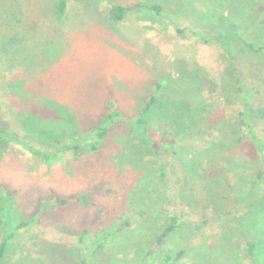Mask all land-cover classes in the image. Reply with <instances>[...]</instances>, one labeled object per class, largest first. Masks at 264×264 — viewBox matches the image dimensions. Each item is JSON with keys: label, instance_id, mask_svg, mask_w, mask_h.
<instances>
[{"label": "rangeland", "instance_id": "374dc122", "mask_svg": "<svg viewBox=\"0 0 264 264\" xmlns=\"http://www.w3.org/2000/svg\"><path fill=\"white\" fill-rule=\"evenodd\" d=\"M56 1L0 0L1 125L16 128L37 148H54L55 139L43 145L22 128L27 115L42 124L58 116L22 101L20 82L23 90L67 108L72 122L60 132L69 142L99 123L108 101L121 115L135 116L154 84L176 79L181 65L188 75L177 83L191 90L197 74L202 116L229 136L214 134L218 145L205 152L174 138L176 154L165 152L171 139L159 129L173 102L163 91L162 110L146 115L152 143L130 134L124 120L94 152L71 149L47 159L0 142V188L11 194L10 224L52 205L38 223L17 232L0 264H264V178L251 184L264 159L251 143L236 144L230 135L243 110L264 135V50L249 46H264V0H70L61 21ZM111 2L157 3L163 14L134 11L112 23L106 17ZM202 165H224L215 184L195 179ZM170 215L178 228L153 248ZM245 239L254 242L255 259L246 257ZM179 251L185 252L179 261L164 262Z\"/></svg>", "mask_w": 264, "mask_h": 264}, {"label": "trees", "instance_id": "16d2710c", "mask_svg": "<svg viewBox=\"0 0 264 264\" xmlns=\"http://www.w3.org/2000/svg\"><path fill=\"white\" fill-rule=\"evenodd\" d=\"M70 0H57L55 11L56 18L61 21L65 18L68 10V4ZM109 10L106 14L108 20L112 23H119L124 21L132 12H148L153 16L160 17L163 14V7L160 4H145L143 2H137L132 6H125L121 3L111 2L108 3ZM178 34H182L183 31L177 29ZM193 34H196L193 32ZM203 38V37H202ZM205 40V37L203 38ZM253 50H264V46L249 45ZM229 68L237 76L238 82L241 78L238 75V70L233 62V59L229 58ZM181 66V65H180ZM178 69V77L176 79H170L169 77L161 78L160 81L154 84V92L149 97L146 105L133 117L127 118L120 114L113 101L107 102L108 112L101 118L90 130L79 133L77 137H72L69 142H62V131L60 128L67 127L72 122V116L67 108L59 103L43 98L39 95H33L30 92L23 90V85L20 82L17 84V95L24 102L35 104L38 107H42L53 111L58 119L50 124H42L41 120L33 115H27L21 119V125L28 133L35 135L39 138V142L43 145H48V142L52 139L58 141L54 148H37L28 140L21 136L16 128H6L0 123V142L6 145L20 146L28 153L35 157L41 158H56L60 154H63L71 149H87L94 152L98 149L100 143L106 138L109 129L119 121H127L130 124V134H140L150 143L153 141L150 139L151 128L148 127L146 122V115L152 108H158L162 110V100L160 99L161 92L165 91L167 102H173V108L168 109L165 119L163 120V126L160 127L159 134L166 138L171 139L170 142L165 143V152H171L172 155L176 154L174 148L173 139L185 143L193 149L201 151H210V144L213 143L214 134H221V137L227 138L229 133L223 130H215L202 116V108L205 106L202 101L197 97V91L199 85L197 83V74L191 76L194 79L192 89L188 90L184 85L178 84L180 79L186 75V70L182 71ZM183 66V65H182ZM238 93H242L241 89L237 87ZM163 98V97H162ZM243 102H248V97L242 95ZM59 127V129H58ZM58 131V132H57ZM230 135H236L234 139L236 144L241 143L243 140L251 143L254 146L256 155L260 160L264 159V135L259 134L250 118L247 115L246 110L239 111L236 117V126L230 130ZM218 145V144H217ZM224 165L217 167L216 165H206L199 168V171L195 175L199 181H206V184L210 182L215 184L216 179H220L223 173ZM264 178V169L260 168L256 171L251 179L253 187H257ZM196 179V180H197ZM11 194L6 188H0V263L3 261L5 254L9 248L10 241L15 237L17 232L28 226L38 223L41 219L42 213L47 208L51 207V204L44 203L41 205L40 210L32 217L20 220L17 224L12 226L7 217V210L9 207V200ZM85 200L84 198L82 199ZM67 201L62 200L58 205L65 204ZM178 219L175 215H170L168 220L163 224L161 231L153 240V248H158L166 238L170 236L178 228ZM246 257L249 259H255V244L253 241L244 240ZM184 251H179L173 255H166L164 262L179 261L184 255ZM82 264H87L85 259H82Z\"/></svg>", "mask_w": 264, "mask_h": 264}]
</instances>
